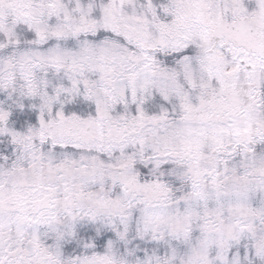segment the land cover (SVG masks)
Returning a JSON list of instances; mask_svg holds the SVG:
<instances>
[{"label":"snow or ice","instance_id":"snow-or-ice-1","mask_svg":"<svg viewBox=\"0 0 264 264\" xmlns=\"http://www.w3.org/2000/svg\"><path fill=\"white\" fill-rule=\"evenodd\" d=\"M0 264H264V0H0Z\"/></svg>","mask_w":264,"mask_h":264}]
</instances>
